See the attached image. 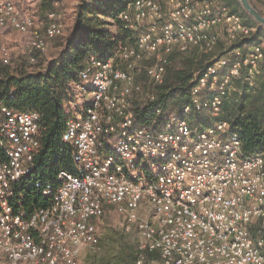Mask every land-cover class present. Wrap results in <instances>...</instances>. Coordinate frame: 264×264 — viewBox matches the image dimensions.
<instances>
[{
	"label": "built area",
	"instance_id": "2783aa9c",
	"mask_svg": "<svg viewBox=\"0 0 264 264\" xmlns=\"http://www.w3.org/2000/svg\"><path fill=\"white\" fill-rule=\"evenodd\" d=\"M118 17L137 33L135 44H121L111 57L92 56L81 70L63 134L74 147L73 170H61L56 187L48 182L43 194L52 202L30 212L13 200L21 180L33 183L39 114L0 100L6 155L0 160V264H80L83 250L100 241L106 205L114 206L123 230L137 234L136 264H264V154H246L226 120L197 127L184 117L193 108L219 115L236 79L253 85L264 46L250 43L219 55L195 75L184 116L169 113L159 124L140 126L130 98L140 88L137 73L161 83L174 51H209L252 28L214 0H130ZM8 25L29 35V50L42 54L64 30L57 10L37 21L14 0H0V29ZM0 54L8 63L11 52L1 40Z\"/></svg>",
	"mask_w": 264,
	"mask_h": 264
},
{
	"label": "trees",
	"instance_id": "16d2710c",
	"mask_svg": "<svg viewBox=\"0 0 264 264\" xmlns=\"http://www.w3.org/2000/svg\"><path fill=\"white\" fill-rule=\"evenodd\" d=\"M129 1L77 0L69 21L66 25L64 22L63 33L50 39L53 41L51 57L47 53L29 50L17 60H12L11 56L5 63L0 54V100L16 111H35L39 114V146L30 175L33 183L28 184V179H23L16 185L13 200L16 209L30 212L50 204L52 195H44L43 188L48 182L56 187L55 179L61 170H73L74 147L63 140L67 121L73 115L71 87L80 81V72L92 56L111 57L121 44H135L137 33L125 28L118 17ZM219 1L217 4L239 13L251 26V33L229 45L221 39L209 51L199 46L191 47L187 52L174 51L161 83L149 81L145 72L137 73L136 83L140 88H134L130 98L138 125L159 124L169 113L184 116V107L193 104L192 88L196 74L232 47H244L250 43L264 45V28L254 22L238 0ZM258 1L264 5V0ZM251 2L264 13L255 0ZM44 5L50 11L61 12L57 7L58 0H45ZM109 25H114L116 29L111 30ZM254 82L251 85L243 78L236 79L235 89L223 102L219 115L193 108L184 117L197 127L226 120L239 134L246 154H264V60ZM152 95L154 98H151ZM5 157L0 141V160ZM36 182H40L41 186H37ZM116 214L113 205H106L102 219ZM120 241L121 260L125 264H136L137 243L130 244L126 234H120Z\"/></svg>",
	"mask_w": 264,
	"mask_h": 264
},
{
	"label": "rangeland",
	"instance_id": "374dc122",
	"mask_svg": "<svg viewBox=\"0 0 264 264\" xmlns=\"http://www.w3.org/2000/svg\"><path fill=\"white\" fill-rule=\"evenodd\" d=\"M58 1L59 5L57 7L61 11L62 20H64L66 25L69 21L71 13H73V8L75 7L77 0ZM214 1L215 3L220 2L219 0ZM255 1L261 9H264L263 4H260L258 0ZM14 2L20 9L29 11L35 15L37 21H44L47 12L50 11L44 5L45 0H14ZM107 19L114 22L111 18ZM109 26L113 31L116 29L114 25ZM0 40L10 49L12 60H17L19 56L25 55V53L30 49V36L21 33L11 25L0 29ZM52 43L53 41L49 40V49L46 54L49 57L52 56ZM117 218L118 216L116 214L100 220L98 224L100 241L96 246H89L83 250L80 258V264H125L121 260L122 245L120 241V234H126L129 238L130 244L134 242L137 243L138 236L135 232H126L123 230L117 224Z\"/></svg>",
	"mask_w": 264,
	"mask_h": 264
},
{
	"label": "water",
	"instance_id": "95a60500",
	"mask_svg": "<svg viewBox=\"0 0 264 264\" xmlns=\"http://www.w3.org/2000/svg\"><path fill=\"white\" fill-rule=\"evenodd\" d=\"M242 9L254 20L256 24L264 28V13L256 8L251 0H238Z\"/></svg>",
	"mask_w": 264,
	"mask_h": 264
}]
</instances>
